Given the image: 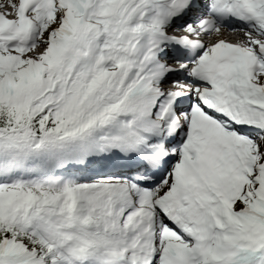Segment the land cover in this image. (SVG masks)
<instances>
[{
    "label": "snow or ice",
    "instance_id": "1",
    "mask_svg": "<svg viewBox=\"0 0 264 264\" xmlns=\"http://www.w3.org/2000/svg\"><path fill=\"white\" fill-rule=\"evenodd\" d=\"M0 264H264V0H0Z\"/></svg>",
    "mask_w": 264,
    "mask_h": 264
}]
</instances>
